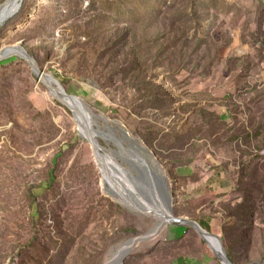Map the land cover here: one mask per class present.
<instances>
[{
  "label": "rangeland",
  "instance_id": "374dc122",
  "mask_svg": "<svg viewBox=\"0 0 264 264\" xmlns=\"http://www.w3.org/2000/svg\"><path fill=\"white\" fill-rule=\"evenodd\" d=\"M12 11L0 48L22 45L80 99L120 142L97 137L124 178L156 161L173 215L207 222L234 264L264 262V0H20ZM0 62V264H221L190 226L138 238L155 220L104 189L71 112L22 60Z\"/></svg>",
  "mask_w": 264,
  "mask_h": 264
},
{
  "label": "water",
  "instance_id": "95a60500",
  "mask_svg": "<svg viewBox=\"0 0 264 264\" xmlns=\"http://www.w3.org/2000/svg\"><path fill=\"white\" fill-rule=\"evenodd\" d=\"M11 1L12 0H3L0 3V10L4 6L9 4ZM13 13L7 15L6 18L11 17ZM10 58H17L22 60L30 68L31 73L34 75L36 80L45 86L47 94L50 95L52 99L65 106L71 112L73 118V112L75 108L72 106L71 103H68L67 100L74 99L80 101L79 98H77L74 95L67 94L53 77L45 74L39 68L35 60L32 57H30V55L22 45L13 44L0 48V61H4ZM77 110H79L78 112H81L82 116L88 113V109L85 107L84 109L78 107ZM115 123H116V129L120 132V137H128L129 139L134 140L131 136H128L126 129L122 127L120 123H118L117 121ZM81 124L82 125L81 126L79 125L80 126L79 127L75 123L78 133L85 140L88 141L92 151V156L94 158L97 167L99 168L101 173L105 172L108 178L116 184L117 190L122 197L121 199L124 200V202L128 203L129 206L137 208L139 211H141L145 215L152 217L155 220V223L146 232V234L138 238H145V239L151 238L156 234L160 226L166 223L190 226L195 231H197L196 234H198V236L205 244H207L205 238L206 236H212L213 238L216 239L217 243L219 244V248L218 250L214 251V256L218 259V261L221 264H234L227 256L219 236L214 234V232H211L206 228H204L195 219L189 218L185 215H173L171 213L169 185L166 182L165 177L163 176L160 170V165L156 161H154L155 167L153 168V170H151L148 158L146 156H143L142 159L139 160L142 165L143 175L140 177L138 176L130 177L129 174L126 175L125 178L130 184V188H127L123 183L120 182V180L118 182L115 181L113 178L115 176L109 172V167L111 168L114 167L110 164L109 161H107L106 159L107 154L102 152L103 148L98 142L95 131L91 129L90 126L85 125L84 123ZM117 143L119 145L120 142H118L117 140ZM134 143L135 146H137L140 150H142L143 153L145 154L150 153L145 147L141 146L140 143H138L137 141H134ZM105 190L107 191V188H105ZM108 192L110 194H114L113 191L109 190ZM135 240H136L135 237L129 238L124 243L126 242L133 243ZM130 246L131 244L125 250H123L118 260L122 261L123 256L130 249ZM112 264H119V262L117 261ZM249 264H264V262L252 261Z\"/></svg>",
  "mask_w": 264,
  "mask_h": 264
},
{
  "label": "bare ground",
  "instance_id": "6f19581e",
  "mask_svg": "<svg viewBox=\"0 0 264 264\" xmlns=\"http://www.w3.org/2000/svg\"><path fill=\"white\" fill-rule=\"evenodd\" d=\"M18 1L20 0H12L9 4H7L6 6H4L1 10H0V16L3 15V13L5 12H8V11H12V7L14 6V4H16ZM15 13V11H12V12H9L10 13ZM13 13V14H14ZM8 14V15H9ZM12 14V15H13ZM7 18L5 17L4 20H6ZM3 20V21H4ZM68 103H71L72 106L75 108L74 112H73V119L75 120V123L79 126H81L82 124L81 123H84L85 125H88L91 127V129H93L95 131V134H96V137H106L108 139H112V140H115L117 141L114 136H111L110 133H108L107 131L103 130V131H98L97 128H96V124H95V120L93 118V115L90 114V112L88 111L87 114L83 115L81 114V112H78L79 110H77L78 107L84 109V105L81 103V101L79 100H74V99H69L67 100ZM79 126V127H80ZM81 129V128H80ZM107 161L110 162V164L114 167V168H111L109 167V172L111 174H113L115 177H113L114 179H117V182L120 180L121 183H123L127 188H130V184L128 183V181L126 180V178H124L120 173H124L125 171L122 169L121 166H119L117 164L116 161H113V159L107 154V157H106ZM101 173V171H100ZM125 174V173H124ZM102 175V178H105V180H103V187L104 189L105 188H108L110 191H113L112 189H115L117 190V187H116V184L114 182H112V180H110L108 178V176L105 174V172H102L101 173ZM107 181L109 183H107ZM106 186H109V187H106ZM108 191V190H107ZM118 192V190H117ZM119 193V192H118ZM119 196L121 197V195L119 194ZM206 241H207V244L206 246L210 249V251L212 252V254L214 255V251L215 250H218L219 248V244L217 243L216 239L213 238L212 236H206ZM131 244V242H127L125 243L121 248L118 249L119 250H122L123 247H125L123 250H125L128 245ZM117 251V252H118ZM116 252V253H117Z\"/></svg>",
  "mask_w": 264,
  "mask_h": 264
},
{
  "label": "trees",
  "instance_id": "16d2710c",
  "mask_svg": "<svg viewBox=\"0 0 264 264\" xmlns=\"http://www.w3.org/2000/svg\"><path fill=\"white\" fill-rule=\"evenodd\" d=\"M1 64L3 63V62H0ZM57 102V101H56ZM58 103V102H57ZM51 180V179H50ZM48 184H46V183H44V182H42V183H40L37 187H35L34 189H33V193L34 194H39V193H41L45 188H46V186H47ZM30 212H31V215L33 216V217H36L37 216V209H36V206L34 205V201L31 203V205H30ZM203 227H205L206 229H209V226H208V223L207 222H205V221H203V220H201V219H198L197 220ZM180 226V225H179ZM180 229H182V230H184L185 229V225H181L180 227H179ZM210 231V230H209ZM212 232V231H211ZM209 249V248H208ZM210 250V249H209ZM211 252V251H210ZM212 253V252H211ZM227 256L229 257V259L232 261V262H234L233 261V258L231 257V255L227 252Z\"/></svg>",
  "mask_w": 264,
  "mask_h": 264
},
{
  "label": "crops",
  "instance_id": "0c3cea01",
  "mask_svg": "<svg viewBox=\"0 0 264 264\" xmlns=\"http://www.w3.org/2000/svg\"><path fill=\"white\" fill-rule=\"evenodd\" d=\"M190 218V217H189Z\"/></svg>",
  "mask_w": 264,
  "mask_h": 264
}]
</instances>
